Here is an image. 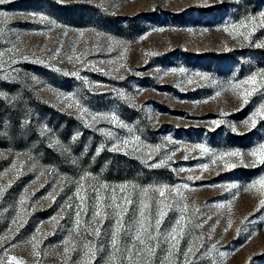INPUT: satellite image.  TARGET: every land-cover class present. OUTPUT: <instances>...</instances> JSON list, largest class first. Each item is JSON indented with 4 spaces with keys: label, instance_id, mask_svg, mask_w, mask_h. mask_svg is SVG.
<instances>
[{
    "label": "rangeland",
    "instance_id": "1",
    "mask_svg": "<svg viewBox=\"0 0 264 264\" xmlns=\"http://www.w3.org/2000/svg\"><path fill=\"white\" fill-rule=\"evenodd\" d=\"M203 3L0 4V264L11 256L24 264H110L109 198L119 203L124 192L133 204L124 205L127 231L115 262L129 264L125 249L144 188L153 210L159 199L172 206L151 264H179L178 254L166 259V236L185 205L179 248L203 245L194 264H264V186L250 188L264 176V165L249 155L264 143V119L258 117L255 128L244 123L264 103V89L245 105L243 90L230 87L264 73V0H207L215 7H193ZM100 115L117 122L91 118ZM135 137L139 151L122 144ZM232 151L242 156H222ZM81 183L89 198L78 229L68 205L78 204ZM164 186L160 198L155 189ZM176 186L182 198L170 191ZM93 188L104 200L102 221L91 219ZM94 227L99 236L92 235Z\"/></svg>",
    "mask_w": 264,
    "mask_h": 264
},
{
    "label": "snow or ice",
    "instance_id": "2",
    "mask_svg": "<svg viewBox=\"0 0 264 264\" xmlns=\"http://www.w3.org/2000/svg\"><path fill=\"white\" fill-rule=\"evenodd\" d=\"M6 0H0V4L5 3ZM193 7H215V5L207 3V0H204V3L201 5H194ZM261 16H264V13L261 14ZM43 19V18H42ZM253 21L255 18H250ZM3 55V54H0ZM25 59H27L25 57ZM68 59H73L72 56H69ZM77 61H79V57H75ZM173 71H176L173 69ZM180 72H184L185 70L181 68L179 70ZM75 75V73H73ZM259 77V79H258ZM202 79L204 77H201ZM188 83H193L192 80H189ZM244 85H252L251 88H244ZM230 87L234 89H242L241 95L243 96V103L246 105L248 103V98L251 97L253 94L257 93L260 89H264V73H256L249 75L247 79L240 81L238 84H233ZM217 96L220 95L219 92L216 93ZM69 107H72V104L68 105ZM86 111L82 109V112ZM264 119V103H262L245 121L244 123L246 125H249L251 128H255L258 122V119ZM92 120L97 119H105V120H111V122L116 123V117L112 115L109 116H92ZM217 125L221 124L222 121H214ZM233 131H235V128H233ZM108 135H111V133H108ZM140 141L139 137H135L134 140H124L122 141V144L126 147H130L134 151H139L138 142ZM197 148L201 150V154H208L209 149L203 145H197ZM114 151L121 150L118 145L113 146ZM252 157L256 158V161L264 165V143L259 144L258 147H255L251 150L249 153ZM222 156H242V153L239 151H232L223 153ZM151 158V157H150ZM163 163V162H161ZM154 166H160V164L154 165ZM203 167L206 169L208 165H203ZM231 167H235V165H231ZM191 179V178H189ZM262 185L264 186V176H262L258 181L250 185V188H255L256 185ZM104 187H107L106 185ZM127 185H121L120 188L123 191V189L127 188ZM183 188H187L188 185L185 184L182 186ZM167 189V186L157 188L155 191L158 193V196L160 198H163L165 196V190ZM148 191L149 189L144 188L140 190L137 193V197L139 199V208L136 210L138 214V220L133 225V232L134 235L129 236V240L132 242L131 247H128L125 249L126 255L124 256V259H126L129 264H151L152 258L156 254V245L159 243L160 239L162 238V234L160 233L161 225L163 224L164 217L167 215V211L172 208L171 205L164 202L163 199H159L157 206L155 210H153L152 205L148 202ZM173 192L177 197L182 198L181 194V186H176L175 188L170 190ZM3 195V191L0 190V196ZM75 197L78 200V204L75 206L68 205L69 208L75 209V224L77 225V228L81 226V215L82 212L85 214L87 213V201H88V193L85 190L83 184L81 183L75 191ZM92 198L96 201V210L93 211L91 219L93 221L97 220L98 218L102 221L104 217L107 215L104 205L103 197H101L98 193V190L96 188H93L92 190ZM110 204L108 207L112 209L113 212V221H114V230L111 235V247L113 249V257H110V264H116L115 262V255L119 254V240L122 234V231H127L124 225V215L127 211V208L124 207V205L130 206L133 204V200L131 199L130 193L124 192L123 195L120 198V202H117L116 196L112 195L110 198ZM180 201L177 200V204ZM25 203V199L21 197L20 199V205H21V212L24 211L23 205ZM261 205L264 206V200L261 201ZM223 207V205H221ZM187 209V205H185L183 208H179L180 216L177 220L174 222V226L170 227L169 232L166 236V243L168 244V257L166 259H169L176 256L177 254L180 257L179 264H194L195 258L197 253H199L200 247H203V245H199L197 247L193 243H189L187 248L184 251H180L179 245L180 241L183 239L185 234V228L187 227L186 219H185V211ZM19 215V214H18ZM53 220L56 218L53 217ZM12 223L15 225L18 223V220H13ZM22 226V223L20 224ZM231 226V222H229V227ZM93 236H99L100 235V229L98 227H94L92 231ZM6 239V238H5ZM33 241H35V237H33ZM69 241H71V236H69ZM68 243V242H66ZM4 246V241L0 240V248ZM11 246H15L14 244ZM87 251L85 252L86 256L94 257L95 252L93 250V246L89 245L86 246ZM213 248H215V245H212ZM34 248V255L39 256L40 253L35 251V244L33 245ZM75 249V245H72L71 250ZM70 251L69 247L64 248V252L68 253ZM221 255H224V253H221ZM12 262H15V264H24L22 260H17L16 256H11L9 264H12ZM171 264V261H170Z\"/></svg>",
    "mask_w": 264,
    "mask_h": 264
}]
</instances>
